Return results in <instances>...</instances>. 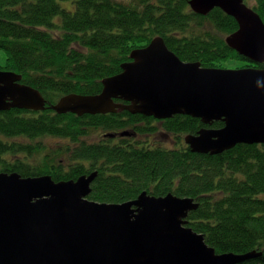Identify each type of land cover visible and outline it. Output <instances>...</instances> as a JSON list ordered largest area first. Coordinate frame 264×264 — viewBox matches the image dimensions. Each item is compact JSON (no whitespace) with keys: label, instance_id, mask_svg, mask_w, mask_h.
<instances>
[{"label":"trees","instance_id":"obj_1","mask_svg":"<svg viewBox=\"0 0 264 264\" xmlns=\"http://www.w3.org/2000/svg\"><path fill=\"white\" fill-rule=\"evenodd\" d=\"M189 2L0 0V69L21 74L47 101L42 111H0V170L54 181L98 171L89 195L97 202L123 203L144 191L191 197L199 207L188 215V226L208 245L226 254L256 250L259 257L238 264H264V144L196 153L184 137L203 127L221 129L223 121L204 124L185 114L160 120L128 110L79 116L49 108L67 94L100 93L102 80L121 72L131 52L156 36L187 62L264 68L227 44L238 29L234 17L218 7L204 16ZM245 2L264 21V0ZM94 129L115 137L88 141ZM125 131L130 134L120 136ZM49 137L59 145L42 144ZM162 137L178 145L167 147Z\"/></svg>","mask_w":264,"mask_h":264},{"label":"water","instance_id":"obj_2","mask_svg":"<svg viewBox=\"0 0 264 264\" xmlns=\"http://www.w3.org/2000/svg\"><path fill=\"white\" fill-rule=\"evenodd\" d=\"M189 4L204 16L218 7L234 17L238 29L227 35V44L251 63H264V21L245 0ZM130 58L121 72L102 80L100 93L67 94L49 108L79 116L128 110L160 120L185 114L204 124L223 121L221 129L184 137L196 153L264 144V68L187 62L162 36L134 49ZM21 77L0 69V111L45 110V97ZM97 175L54 181L51 175L0 170V264H238L261 255L217 253L204 234L188 226V215L199 207L191 197L144 191L123 203L89 200Z\"/></svg>","mask_w":264,"mask_h":264},{"label":"rangeland","instance_id":"obj_3","mask_svg":"<svg viewBox=\"0 0 264 264\" xmlns=\"http://www.w3.org/2000/svg\"><path fill=\"white\" fill-rule=\"evenodd\" d=\"M63 4H65L66 5V3H67V5H69L70 4V2L69 1H63L62 2ZM1 60H2V62H3V60H4V53H2V55H1ZM224 68H234V66H230V65H227V66H225ZM104 133V131L102 130V129H94V130H92V132L88 135V136H86L87 137V140L88 141H94V142H98L100 139H101V137H102V135H105V137H110V136H106V135H108L109 133H106V134H103ZM2 137V136H1ZM3 138V137H2ZM163 139H164V141H162L161 142V144H163V145H166L167 147H175V145L173 144V142L171 141V140H168L167 138H165V137H162ZM40 140H43L42 141V144L43 143H46L47 145H49L50 147H57L58 145H59V141L57 140V139H53V138H45V140L44 139H40ZM30 141L31 140H27V143H30ZM38 142H39V140H37ZM67 167V166H66Z\"/></svg>","mask_w":264,"mask_h":264},{"label":"flooded vegetation","instance_id":"obj_4","mask_svg":"<svg viewBox=\"0 0 264 264\" xmlns=\"http://www.w3.org/2000/svg\"><path fill=\"white\" fill-rule=\"evenodd\" d=\"M23 83V82H22ZM203 128H208V127H203ZM202 129V128H201ZM198 133V132H197ZM171 140H172V142H173V144L175 145V146H177L178 144L176 143V141H174V139H172L171 138Z\"/></svg>","mask_w":264,"mask_h":264}]
</instances>
